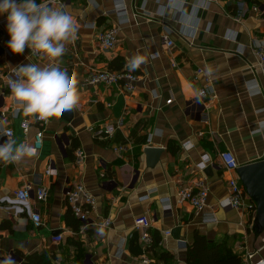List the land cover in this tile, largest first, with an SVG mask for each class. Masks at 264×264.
<instances>
[{
    "label": "crops",
    "instance_id": "1",
    "mask_svg": "<svg viewBox=\"0 0 264 264\" xmlns=\"http://www.w3.org/2000/svg\"><path fill=\"white\" fill-rule=\"evenodd\" d=\"M60 1L77 31L55 61L27 49L11 53L5 16H0L4 72L21 64L56 63L70 73L75 70L80 94L72 111L44 124L30 119L25 132L20 122L26 116H14V98L0 77V128L13 130L11 137L0 131V145H24L38 128L43 130L37 154L0 160V196L29 185V203L41 217L36 225L25 211L0 206V264H21L19 253L33 252L46 253L51 264H139L142 256L153 264L141 239V221L152 240L153 234L160 237L154 250L171 253L176 264H187L186 246L196 231L242 257L253 252L248 264H264V228L255 232V209L219 205L228 195L233 172L218 162L221 150H230L239 166L264 159V73L253 52L264 44V12L253 6L264 10V0H118L122 16L117 0ZM116 24L115 47L101 49L97 32ZM167 34L172 46L164 41ZM134 62L138 66L131 67ZM91 68L128 70L138 78L132 91L122 83L88 85ZM197 68L212 79L215 97H198ZM251 81L258 93H250ZM119 119L122 124L110 137L95 135L94 130ZM122 144L126 149L119 152ZM77 148L84 152L80 164L75 162ZM206 157L211 162L200 168ZM198 180L208 188L202 211L177 199L180 188L195 189ZM77 182L95 198L90 220L107 218L109 226H82L64 194ZM39 185L48 188L46 200L36 198ZM245 195V202L254 204ZM165 198L171 209L163 208ZM210 216L215 220H204ZM58 232L62 240L56 242L52 236Z\"/></svg>",
    "mask_w": 264,
    "mask_h": 264
},
{
    "label": "built area",
    "instance_id": "2",
    "mask_svg": "<svg viewBox=\"0 0 264 264\" xmlns=\"http://www.w3.org/2000/svg\"><path fill=\"white\" fill-rule=\"evenodd\" d=\"M118 1V0H117ZM210 1L216 0H202V2L207 3ZM42 3V2H41ZM43 3L47 4L48 6L54 9H60L61 7L58 4H61L60 0H44ZM117 12H121L120 16L125 14L123 7H120V1L117 2ZM255 11H261L262 13L264 10H259L258 6H253ZM119 24V23H118ZM118 25H111L102 30H99L96 34L97 41L100 45V48L103 50H111L115 47L117 42V32H118ZM164 41L167 45L172 46L173 41L169 38L168 34L164 36ZM253 52L257 58V65L260 70L264 73V44L257 45L253 48ZM31 53V52H30ZM32 54V53H31ZM36 57H40L42 55H34ZM15 68L11 69L9 72H4L0 66V77L4 78L8 88L10 89V81L9 77L12 76L15 72ZM138 76L131 71L128 70H112L107 68H91L85 78V83L88 85H96V84H105L111 85L116 83H122V86L127 91H132L134 89V82ZM194 79H200L201 84L198 87L197 95L201 100H205L206 98H213L216 96L213 85L212 79L209 75H207L203 69L197 68L195 70ZM252 82V81H251ZM248 82L247 87L249 85L252 86V91L250 93L255 94L259 92V88L256 82ZM171 99L166 100L169 103ZM15 102V101H14ZM16 109V108H15ZM13 111L14 116L18 113ZM30 119L35 120L39 124H44L46 121H41L34 117H24L21 119L20 126L21 128L27 132ZM264 123V122H263ZM122 120L119 119L116 123L107 124L103 126L101 129L94 130L95 135L101 137H110L117 127L121 126ZM264 125V124H263ZM0 131L3 135L7 137H11L13 135V130L11 128H0ZM42 138H43V130L42 128H38L35 132L31 141L25 142L26 145L31 152V155L37 154L38 150L42 146ZM118 151L121 152L122 150L126 149V145L122 144L117 147ZM84 159V152L77 148L75 150V162L77 164L82 163ZM211 162V158L206 157L199 165L200 168H204L208 163ZM218 162L223 169L233 172V175L228 179V195L223 198L219 205L222 208H232L239 211L250 210L251 204L245 202V191L243 186L239 180V177L236 173V168L239 166L236 157L230 150H221L218 153ZM46 173H51L50 168L46 169ZM208 188L205 185L203 180H198L196 182V188L193 189L191 187H183L180 188L177 192V199L178 202H188L196 211H202L206 206V198H207ZM65 198L67 203L70 205L72 211L76 216L81 220L82 226L87 227L89 225H96L99 228H104L110 225V220L105 218L101 222H94L89 218L90 209L94 207L95 198L94 196L84 187V185L80 182H77L69 187L66 188ZM31 195V187L29 185H24L23 187L17 188L13 190L11 195H3L0 196V206L2 204H6V206L10 209H14L15 212H26L29 217L34 221L36 225L41 224V217L40 214L34 211L29 203ZM35 195L38 200H46L48 195V188L44 185L37 186L35 190ZM147 195H143L140 198H144ZM164 202L163 208L164 209H171V205L167 198L162 200ZM204 220H215L214 216H210L209 218H205ZM139 223L143 228L141 233V239L146 247L150 246L152 243L151 233L147 229V224L144 221ZM166 235L170 234V230L164 231ZM54 241L62 240L61 232H58L52 236ZM254 256L253 252H248L244 254L243 261L245 264L251 263V260ZM151 259L147 256H142L140 259L139 264H151Z\"/></svg>",
    "mask_w": 264,
    "mask_h": 264
},
{
    "label": "clouds",
    "instance_id": "3",
    "mask_svg": "<svg viewBox=\"0 0 264 264\" xmlns=\"http://www.w3.org/2000/svg\"><path fill=\"white\" fill-rule=\"evenodd\" d=\"M0 16H5L7 47L13 54H23L27 49L49 61L58 60L66 51L65 43L77 31L68 12L37 0H0ZM136 66L138 62L131 65ZM9 81L15 111L26 117L47 121L72 111L80 100L75 70L70 73L56 63L18 65ZM249 90H253L251 85ZM26 155H31L26 145H0V160L4 162L18 161Z\"/></svg>",
    "mask_w": 264,
    "mask_h": 264
},
{
    "label": "trees",
    "instance_id": "4",
    "mask_svg": "<svg viewBox=\"0 0 264 264\" xmlns=\"http://www.w3.org/2000/svg\"><path fill=\"white\" fill-rule=\"evenodd\" d=\"M251 209L252 211L255 209L253 203ZM153 240L154 243L149 246L153 264H176L171 253L154 250L160 240L159 235L153 234ZM19 255L22 258L21 264H51L50 258L44 252L19 253ZM186 262L187 264H245L241 254L198 231L194 232L192 241L186 246Z\"/></svg>",
    "mask_w": 264,
    "mask_h": 264
},
{
    "label": "water",
    "instance_id": "5",
    "mask_svg": "<svg viewBox=\"0 0 264 264\" xmlns=\"http://www.w3.org/2000/svg\"><path fill=\"white\" fill-rule=\"evenodd\" d=\"M148 150L159 148L147 147ZM236 173L247 196L255 204V232L264 228V159L242 164L236 168Z\"/></svg>",
    "mask_w": 264,
    "mask_h": 264
}]
</instances>
